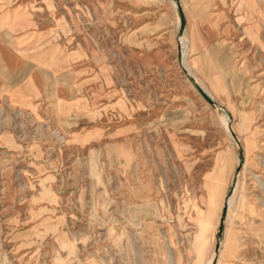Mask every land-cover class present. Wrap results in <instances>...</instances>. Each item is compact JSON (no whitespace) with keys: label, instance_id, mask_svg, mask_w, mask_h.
<instances>
[{"label":"rangeland","instance_id":"rangeland-1","mask_svg":"<svg viewBox=\"0 0 264 264\" xmlns=\"http://www.w3.org/2000/svg\"><path fill=\"white\" fill-rule=\"evenodd\" d=\"M48 1L41 24L74 55L61 79L86 110H0V264H201L208 244L216 264L230 229L264 253V207L227 218L247 158L264 165V56L237 1Z\"/></svg>","mask_w":264,"mask_h":264},{"label":"crops","instance_id":"crops-1","mask_svg":"<svg viewBox=\"0 0 264 264\" xmlns=\"http://www.w3.org/2000/svg\"><path fill=\"white\" fill-rule=\"evenodd\" d=\"M236 1L233 24L262 57L264 43L253 26L260 13L257 0ZM49 5L48 0H0V110L35 123L72 119L86 110L77 97H72L71 85L61 79L62 63L71 64L74 55L66 56L55 43V31L41 24ZM230 29L228 25L221 31L223 40ZM244 242L230 241L229 251L221 253L216 264H264V253ZM208 250L209 244L201 264H206Z\"/></svg>","mask_w":264,"mask_h":264},{"label":"bare ground","instance_id":"bare-ground-1","mask_svg":"<svg viewBox=\"0 0 264 264\" xmlns=\"http://www.w3.org/2000/svg\"><path fill=\"white\" fill-rule=\"evenodd\" d=\"M261 146L264 148V143L261 144ZM262 150L264 152V149ZM259 163L256 160L248 161V158H247V162L245 163L244 168H243V178L245 180L243 179L244 181L242 182V185L240 188L235 187L236 189L232 192V194L229 196L228 201H227V208L229 212V215L227 218H228L229 225H232L234 223V218L237 217L239 213L240 214L248 213L252 218L251 221L253 220L254 217L260 216L261 214V212H258L257 209H258V205H261L262 207H264V165L262 166L263 168H261V165ZM248 169L249 171L247 172ZM256 170H260L259 173L261 174L260 184L258 183L259 187H257V188L261 187V192L258 193V196H256L257 198L256 197L250 198L246 195V186H245L246 182L245 181L247 178H249L248 176H253L254 173L252 172ZM254 185L255 184H253L252 186L253 189L256 187ZM226 236H227L226 241H237V239L239 238L238 235L235 234L232 229L229 230Z\"/></svg>","mask_w":264,"mask_h":264},{"label":"water","instance_id":"water-1","mask_svg":"<svg viewBox=\"0 0 264 264\" xmlns=\"http://www.w3.org/2000/svg\"><path fill=\"white\" fill-rule=\"evenodd\" d=\"M201 92V91H200ZM225 210H226V207H225V205H224V211H223V214H222V217H221V220H220V227H219V231H221L222 230V227H221V225H222V223H223V217H224V214H225ZM217 246H219L218 244H217Z\"/></svg>","mask_w":264,"mask_h":264}]
</instances>
